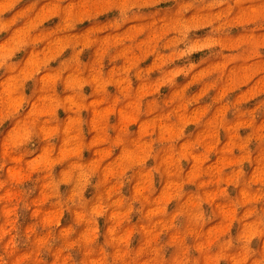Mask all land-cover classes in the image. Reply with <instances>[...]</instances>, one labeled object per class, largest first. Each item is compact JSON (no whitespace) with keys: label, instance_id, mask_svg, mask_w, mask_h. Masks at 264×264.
Segmentation results:
<instances>
[{"label":"rangeland","instance_id":"obj_1","mask_svg":"<svg viewBox=\"0 0 264 264\" xmlns=\"http://www.w3.org/2000/svg\"><path fill=\"white\" fill-rule=\"evenodd\" d=\"M73 7H83L85 12L88 10L85 0H76V4H68L65 7H62L61 0H0V27L8 26L6 31L0 32V50L11 51L10 44L30 45L16 53L12 70L0 72V113L17 106L23 111L19 119L11 123L5 121L0 125V158L6 157L10 161L2 170V174L8 178L7 181L0 180V236L7 235L16 224H21L27 230L34 220L41 223L56 222L62 231L67 230L65 224L70 222L71 217L67 213L64 214L60 207L53 205L45 182L47 177L36 179L41 170L55 168L56 175L68 185L75 169H96L97 184L102 190L93 192L91 188L85 189V198L95 201L93 206L96 207L105 197H111L121 189L122 186L114 182L113 178L123 173L126 165L139 161L146 154L149 141L144 137L156 132L161 141H170L184 128L186 134L180 141L176 154L185 160L182 179L178 181L168 172L176 156L165 152L160 158V165L168 172V176L157 178L158 190L150 201L143 197L150 183V176L142 169L135 173V181L125 189L129 195L143 197L149 203L145 216L150 219L152 227L136 220L123 225V231L115 235L114 226L121 225L125 215L120 210L117 198L112 201L114 207L108 218L111 223L105 221V232L118 243L133 239L134 247L138 245V250L145 248L157 240L153 231L156 225L167 229L177 213L197 208L202 198L220 217L216 223L214 221V224L209 225L205 241L199 243L198 247L203 249L204 244L228 228L229 224L226 222L232 221L236 216L230 205L218 198L222 189L209 185L218 180L225 169L234 168L238 162L246 159L255 160L253 165H245L250 183H264V147L261 146L264 142V117L257 119L254 116L257 108L264 102V60L260 59L259 55L254 57L236 54L248 43L255 47L264 45V35L243 33V28L235 27L239 20L237 16L227 24V27L232 28V36L218 39L209 34L210 27L205 23L212 14L207 17H200L198 13L195 16L190 14L187 23L196 24L193 37L197 47L191 57L193 63L187 69L173 66L165 70L166 63L175 64L178 54L156 51L158 38L162 33L158 34L155 30V20L133 23L115 32L107 31L115 13L106 11L95 24L82 21L75 31L68 32L64 24L70 19ZM214 15L220 17L222 13L216 12ZM163 20L161 17L162 26ZM217 27L219 28V25ZM93 33L99 35L94 36ZM73 41L78 42L80 51L66 50L65 46ZM125 41H135L137 51L132 52L130 46H122ZM168 46L167 43L164 45L165 48ZM108 47L117 49L113 59L120 57L122 63L119 66H106L105 78L97 66H104L103 56ZM210 48L222 49L223 54L219 60L204 56L205 51ZM80 57L87 68L86 72L79 67ZM73 60L76 64L72 70L65 71V66ZM138 63L143 71H159L162 75L155 78L158 73H153L154 79L139 83L126 80L121 73ZM42 67L43 70L38 71ZM185 71L190 73L187 78L181 76ZM173 81V87L164 88L166 83ZM85 84L90 86L84 89L90 97L86 104L68 92L71 88ZM130 87L135 88L136 99L130 100L125 106L117 107L118 95ZM106 89H109L108 103H105ZM156 94L165 98L166 104L174 106L170 107L167 113L161 112L152 115L150 119L140 120L137 115V100ZM26 96L30 97V101L25 107L23 101ZM177 100L181 103H175ZM237 104L242 105V110L253 118L243 119L241 116L228 115L229 109ZM81 110L88 124V135L83 139L77 128L81 116L76 114ZM54 113L56 125L49 119ZM173 114L176 120L170 122ZM109 119L113 122L111 126L116 132L111 138L113 143L123 142L122 133L127 126L131 125L133 131L136 129V138L130 142L131 147H124L114 154L110 146H104L106 122ZM29 122L38 124L43 140H47L59 130L60 125L63 135L58 137V144L37 140L36 151L25 160L22 156L11 155L10 147L27 132L26 125ZM85 142L91 151L84 153L83 159L86 163L82 164L81 159L74 157H80ZM193 145H200L202 151H193ZM52 152H55L54 156L51 155ZM205 175L209 177L208 180L201 179ZM224 178L227 183L232 176L224 173ZM5 183L32 184L35 194L31 197V207L24 210L13 203L20 197L22 189L4 187ZM183 184L189 185L186 186L183 202L172 203ZM61 191L71 197L75 189L62 185ZM229 191L232 195L237 194V190L230 188ZM238 195L243 202L259 198L243 188L239 190ZM162 211H168L167 219L160 218ZM72 215L79 219L83 213L73 210ZM239 216L242 234L251 235L259 231L256 223L249 222L244 212ZM152 217L156 219L153 221ZM100 224L103 228V219ZM137 224L143 232L142 241L135 237ZM238 227L234 225L233 234ZM91 234L92 230L85 225L75 239L66 241L68 245H76L73 250L80 256V264H100V257H89L87 242ZM165 234L168 236L167 243L176 248L175 252L169 253L175 264L185 254L183 246L179 242L177 232ZM81 243L83 248L80 247ZM253 246L264 248V237L255 240ZM115 255H120L118 247ZM225 258H228L226 253H217L214 256L204 254L205 264H219V260ZM75 259L71 252L65 254L57 248L46 264H57V261H60V264H69L70 261L75 262ZM231 259L232 264H240L242 258L233 255Z\"/></svg>","mask_w":264,"mask_h":264},{"label":"clouds","instance_id":"obj_2","mask_svg":"<svg viewBox=\"0 0 264 264\" xmlns=\"http://www.w3.org/2000/svg\"><path fill=\"white\" fill-rule=\"evenodd\" d=\"M68 4H76V0H61L62 7ZM87 11H84L83 7H73L70 19L64 24L65 29L68 32L75 31L77 26L82 21H87L89 24H95L106 11L114 12L111 22L107 27V31H119L126 28L128 25L140 22L156 21L155 30L159 35L158 44L156 47L157 52H175L178 55L175 58V64H165V70L173 66H182L188 68L191 61L192 53L196 49L194 43L193 33L196 29V24L187 23L189 15L195 16L197 13L200 17H207L210 14L211 18L206 20L210 27V35L218 38L225 39L231 37L232 28L227 27V24L233 20V18L239 16V20L235 27H241L244 29L243 33H253L264 35V0H85ZM162 5H168L167 7H161ZM10 7V6H9ZM101 9V11H97ZM216 12H221L222 15L217 17L214 15ZM63 17V13H61ZM161 17L164 18L163 26ZM219 25V28L217 27ZM7 25L0 27V32L7 30ZM94 36L99 34L93 33ZM169 46L164 47L165 44ZM28 44H10L11 51L0 50V72L10 71L15 64V55L18 51H23L28 48ZM122 46H130L132 52H136L135 41H125ZM66 50L70 52L80 51L78 42L73 41L71 44L65 46ZM264 45L255 47L251 43H248L241 47L237 55L240 56H257L264 60ZM117 49L108 47L103 56V67L97 66L98 71L107 77L106 66L113 64L119 66L122 63V58L113 56L116 55ZM206 52V55L212 60H219L223 54L222 49L210 48ZM204 52V53H205ZM64 55V53H62ZM47 63V62H46ZM76 61L73 60L71 64L65 66V71H71ZM79 67L83 72L87 71V68L83 62V59L79 58ZM18 70V69H17ZM38 69V71H42ZM264 71V69H262ZM153 73H158L155 76L162 75L159 71L146 72L143 71L141 65L138 63L130 69L123 71L121 75L126 80L133 81V83H139L147 80L151 81ZM190 73L188 71L182 72L181 76L187 78ZM59 85V81L57 82ZM175 81L166 83L164 88L173 87ZM89 85L78 86L68 90L69 94L77 96L83 103H87L88 93L86 94L84 89ZM23 89H21L22 91ZM105 90V103L110 102L107 92ZM136 99V91L134 87L128 88L124 93H121L117 97V107L125 106L130 100ZM30 101V97H25L23 104L26 107ZM175 103H181L177 100ZM137 115L140 120L150 119L152 115L161 112L167 113L170 107L174 105H168L165 103V98L156 94L152 97H143L137 100ZM242 105H234L228 111V115L241 116L243 119H251L252 116L243 109ZM191 107V105H189ZM59 109H57V112ZM81 116V119L77 125L79 135L81 139L88 135L87 120L83 118V110L76 113ZM23 115V111L17 106L14 109L5 110L0 113V125L5 121L11 123L19 119ZM255 118L260 119L264 117V102L254 113ZM53 125L57 124L55 113L49 118ZM176 118L173 114L170 118V122H175ZM111 119L106 122L105 128V147H111L112 152L115 154L124 147H131V141L136 138V129L132 130V126L129 125L122 133L123 142L113 143L111 138L116 135L115 130L112 128ZM27 132L21 139L16 141L10 147V153L14 156H22L27 160L37 149L36 141L42 140V142L50 144H58V137L63 135L62 125L53 135L47 140H43L39 133V126L36 123L29 122L26 125ZM237 131H240L237 129ZM186 129L182 128L180 134L173 140L159 139L158 133L153 132L151 135L144 137L149 141V148L146 154L134 163L126 165L123 173L113 178V181L122 186L119 191L114 193L111 197H105L98 203V206L94 207L95 201H89L85 198V189L91 188L93 192H99L102 189L97 184L98 171L96 169H89L87 167H81L75 169L70 180V184L65 185L61 179L56 175L55 168L41 170L36 179L41 177H47L45 181L48 190L52 197V203L54 206H58L62 209L64 214H68L71 217L70 222L65 224L66 231H62L60 227H57L56 222L41 223L39 220H34L31 227L27 230L21 224H16L15 227L10 229L9 233L4 236H0V264H46V261L56 252L57 248H60L63 253L71 252L76 257L75 262H69V264H80V256L73 250L76 245H68L67 240L75 239L81 229L87 225L91 230V238L87 242L89 250V257H100V264H173L172 257L169 253L176 251L175 246H170L167 243L168 236L166 232H177L180 237V244L183 246L184 256L178 259L175 264H205L204 254L216 255L217 253H226L228 258L219 260V264H232L231 257L236 255L241 257L240 264H264V248L253 246V242L264 237V183L253 184L250 183L248 175L245 171V165L251 166L255 163V160H243L238 162L234 168L225 169L224 173L232 176V179L225 182L224 173L221 174L218 180L209 185L212 188H220L222 191L218 194V198L230 205L235 211L236 216L232 221L226 222L229 227L223 232L217 234L210 241L204 244V248L198 247L199 243L205 241V233L209 225L214 224L220 219L219 215L214 212L211 205L206 203L202 198L199 206L194 209L186 210L184 212L177 213L173 217V222L167 229L161 228L156 225L153 231L157 236V240L151 245L139 249L138 245L133 246V239L124 240L123 242H117L112 239L111 236L106 234L105 221H109V215L113 211L114 199L119 198L120 210L125 213L122 218V224L115 227V235H119L123 231V225L130 224L132 221L139 220L148 227H152L150 219L145 216L149 203L145 201L143 197H147L150 201L154 194L157 192L156 181L157 178L161 179L168 176V172L171 173L172 178L178 181L183 176V165L185 160L183 157H179L178 153L179 143L185 137ZM254 143V141H249ZM264 147V142H262ZM91 151L86 146L80 153V157H74V159H81V163L84 164V153ZM193 151L200 152L202 148L200 145H193ZM172 153L176 158L174 159L173 166L169 168L168 172L160 165V158L165 153ZM51 155H55L52 152ZM255 155V154H253ZM151 161V165L149 162ZM10 163L8 158H0V180L7 181V177L2 174V170ZM264 163V161H262ZM144 170L149 173L150 183L145 190L143 197H133L129 195L125 189L133 183L136 179L135 173L138 170ZM201 179L208 180V176H202ZM73 187L75 189L73 195L69 197L67 193L61 191V186ZM187 184H183L180 190L176 193L172 203H182L186 194ZM4 187H13L14 189L20 188L22 192L17 200L13 203L17 204L20 208L27 210L31 207V197L35 194V188L32 184L16 185L15 183H5ZM195 187V186H194ZM237 190L236 195H232L229 189ZM243 188L250 194H256L259 198L257 200L243 202L241 201L238 193ZM248 211H245V210ZM73 210L83 213V216L77 219L72 215ZM244 212L245 216L249 218V222H255L259 231L254 234H242L240 216L239 214ZM168 211H162L160 218L167 219ZM135 217V219H134ZM103 219L104 227H101L100 221ZM156 217H152L151 220H155ZM99 225V230L97 227ZM234 225H238V229L233 234ZM135 237H139V240L143 239V232L137 227L135 229ZM80 247L84 245L81 243ZM120 249V255H115L116 248ZM60 264V261H57Z\"/></svg>","mask_w":264,"mask_h":264}]
</instances>
